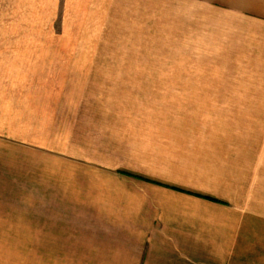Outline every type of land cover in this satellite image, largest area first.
Wrapping results in <instances>:
<instances>
[{
  "label": "rangeland",
  "instance_id": "374dc122",
  "mask_svg": "<svg viewBox=\"0 0 264 264\" xmlns=\"http://www.w3.org/2000/svg\"><path fill=\"white\" fill-rule=\"evenodd\" d=\"M0 264H264V0H0Z\"/></svg>",
  "mask_w": 264,
  "mask_h": 264
},
{
  "label": "trees",
  "instance_id": "16d2710c",
  "mask_svg": "<svg viewBox=\"0 0 264 264\" xmlns=\"http://www.w3.org/2000/svg\"><path fill=\"white\" fill-rule=\"evenodd\" d=\"M120 174L124 175V176H127V177H131V178L137 179V180H141V181L153 184V185H157V186H160V187H163V188H166V189L178 192V193L190 195V196H193L195 198H199V199L211 202V203L225 205L224 202H222V201H220L218 199L209 197V196H204V195H201V194H196V193H193V192L185 191V190L179 189L177 187H172V186L164 185V184H161V183H157V182H154L152 180L144 179V178H142L140 176H136V175H133V174H130V173H127V172H120Z\"/></svg>",
  "mask_w": 264,
  "mask_h": 264
},
{
  "label": "crops",
  "instance_id": "0c3cea01",
  "mask_svg": "<svg viewBox=\"0 0 264 264\" xmlns=\"http://www.w3.org/2000/svg\"><path fill=\"white\" fill-rule=\"evenodd\" d=\"M121 172H123V171H121ZM128 173V172H127ZM118 174H120V172H118ZM131 174V173H130ZM121 175V174H120ZM133 175H135V174H133ZM122 176H124V175H122ZM136 176H138V175H136ZM125 177H127V176H125ZM129 178H131V177H129ZM134 179V178H133ZM137 180V179H136ZM141 181V180H140Z\"/></svg>",
  "mask_w": 264,
  "mask_h": 264
}]
</instances>
